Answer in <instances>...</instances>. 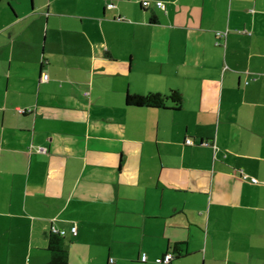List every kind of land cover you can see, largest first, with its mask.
<instances>
[{
	"label": "crops",
	"instance_id": "0c3cea01",
	"mask_svg": "<svg viewBox=\"0 0 264 264\" xmlns=\"http://www.w3.org/2000/svg\"><path fill=\"white\" fill-rule=\"evenodd\" d=\"M157 1L0 0V264H264V0Z\"/></svg>",
	"mask_w": 264,
	"mask_h": 264
},
{
	"label": "trees",
	"instance_id": "16d2710c",
	"mask_svg": "<svg viewBox=\"0 0 264 264\" xmlns=\"http://www.w3.org/2000/svg\"><path fill=\"white\" fill-rule=\"evenodd\" d=\"M168 99L172 101L175 108L181 104V94L177 90H172L169 95L160 93H148L145 95L127 93L126 95V103L136 106L164 107L165 101ZM52 227L54 226L51 225L50 227L47 242L50 258L43 264H68L67 251L63 246L65 230L61 234L59 229L56 228L58 231H54Z\"/></svg>",
	"mask_w": 264,
	"mask_h": 264
},
{
	"label": "built area",
	"instance_id": "2783aa9c",
	"mask_svg": "<svg viewBox=\"0 0 264 264\" xmlns=\"http://www.w3.org/2000/svg\"><path fill=\"white\" fill-rule=\"evenodd\" d=\"M157 4L160 6V5H162V2L160 0H158ZM109 5H112V3H110ZM216 35L222 36L223 34H222L221 31L218 30V31H216ZM41 78L44 79V80L47 79V73H42ZM185 142L187 144H194V140L191 139V138H186ZM199 143L203 144V145H210V142L208 140H201ZM36 148H37L38 151H41V152H46V150H47V148L45 146H42V145H38ZM242 177L245 178L246 176L242 175ZM250 181L252 183H259L260 182L255 177H251ZM52 228H53L54 231H58L55 227H52ZM71 231L73 233L76 232V225L71 226ZM59 232L61 234H63L64 230H59ZM171 258H172V253L171 252H166V253H164L161 256H157L155 258V262H157V263H166L167 264ZM140 259L142 261H146L147 255L145 253H142L141 256H140ZM110 260L112 261V259H110Z\"/></svg>",
	"mask_w": 264,
	"mask_h": 264
}]
</instances>
